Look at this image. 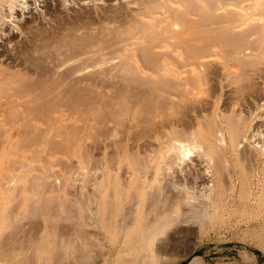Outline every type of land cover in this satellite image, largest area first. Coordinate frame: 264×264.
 Returning <instances> with one entry per match:
<instances>
[{
	"label": "bare ground",
	"instance_id": "1",
	"mask_svg": "<svg viewBox=\"0 0 264 264\" xmlns=\"http://www.w3.org/2000/svg\"><path fill=\"white\" fill-rule=\"evenodd\" d=\"M43 141L49 147L33 156L20 152V142ZM7 153L0 230L14 229L0 238V264L35 247L53 260L101 253L102 264L143 255L141 264H177L181 247L194 253L251 214L261 226L242 235L264 250V0H0ZM75 169L85 187L68 211L76 219H60L61 230L55 221L68 236L42 249L34 225L17 229L28 210L9 205L33 198L37 213L57 210L62 197L46 193L61 192ZM23 180L42 186L41 195ZM187 264L210 263L194 255Z\"/></svg>",
	"mask_w": 264,
	"mask_h": 264
},
{
	"label": "rangeland",
	"instance_id": "2",
	"mask_svg": "<svg viewBox=\"0 0 264 264\" xmlns=\"http://www.w3.org/2000/svg\"><path fill=\"white\" fill-rule=\"evenodd\" d=\"M71 5H72V3H71ZM227 107H223V109L228 110L229 107H228V109H227ZM7 128H9V126H7ZM22 143L20 142L19 147L21 149L20 152L24 155H32L33 156L34 152L31 153L33 150L40 149V148L42 149V146L49 147L46 142L44 143V141L37 144L36 146L34 144V146L31 145L30 147H27L28 145L25 146V144L24 143L22 144ZM40 144H42V145H40ZM12 145L13 144L9 143V144H6L5 147L8 148ZM21 145H23L25 148L27 147L28 149H24V147ZM248 145L250 147H254L255 142L252 139H248ZM0 155L6 156L7 158H10V156H9L10 153L4 154V155L0 154ZM12 156H13V154H11V157ZM35 156H36V154H35ZM259 160H258V162H260V163H258V168H259V172H260L259 178H261V174H262L261 168H263V164H262L263 160H262V158H259ZM29 161L31 162V164H37V162H38V161H35L34 159L29 160ZM39 164H40V162H39ZM60 168H61L60 166H57L55 169L59 170ZM11 170L12 169L9 165L8 166L7 165L6 166L5 165L0 166V173H5L6 175H8L11 172ZM171 173H172L171 171H168V177H171ZM67 176H68L66 178L67 179L66 183H68L67 187H65L59 193H55L52 191V192H47L46 194H48V196L53 195V196L62 197V201H58L59 202L58 203V209L60 210V212L62 211V212L68 213V211H69V213H70V210L76 211V208L78 207V201H76L74 199V196L75 195H77V196L82 195V193L84 191L83 189L85 188L84 184H83V170L82 169H75V170H73V173H71V175L68 174ZM21 185L27 193L36 195V197L41 195L40 191H42V186L41 187L37 186V185L31 186L30 184L27 183V181L25 182V180L21 181ZM31 199H33V198H30V199L19 198L18 201L17 200L12 201L11 205H9V209L20 210V211H22L24 209L28 210V212L23 216V219L24 218L25 219L24 220L21 219L17 223V225L20 223L19 226H17V229L19 231L21 230L20 231L21 233L24 231V230L22 231V229H26V228H27L26 231H31L33 229V225H34V229L32 230L34 232H32L33 235L31 236V238L33 236H35V234L39 237L43 236L42 237L43 240L41 239L43 241L41 244L42 245L41 247L43 249L44 247L47 246L46 249H48V247L51 246V243L53 242V236H55L56 234H57V236L60 235L59 232H61L60 230L62 229V227H61V224L59 223V220L66 217L67 219H69V220L72 219L74 221L76 219L74 212H73V214H71L73 216V218H72V216L69 215V213H68V215H69L68 217L65 215L62 216V214L59 212L58 209L55 210L56 207L54 209H52L53 211L49 210V211L45 212L41 209L40 212L37 213L35 211V207L33 206L34 203L31 202L32 201ZM81 202L84 204L87 203L86 199H82ZM234 202H236L237 206L239 205L238 200H235ZM41 203H39V204H41ZM60 203H62L63 205H60ZM248 205L250 207H252V206L255 207L254 205H252V202L248 203ZM37 209H40V208L37 207ZM54 212L60 213L61 216L59 214H58L59 215L58 216L57 213H54ZM45 213H50V215H47V214L45 215ZM53 213H54V215H53ZM55 221L57 222V225L58 224L60 225V226L58 225L60 227V230L58 229V226H56V223H54ZM21 224H22V226H20ZM25 225H26V228H24ZM28 225H30L32 227H30ZM260 226H261V223H260L259 219H256V218L252 219V214L250 215L249 221L244 219V218H241V217L234 219L231 222V224H228L227 228H225L227 230L224 229L219 234L212 232L208 237L203 239L201 241V243L199 244L200 245L199 248H197L194 253L188 254L189 251L186 250L188 247L187 246H183V248L181 247L180 250L181 251L183 250V251L182 252L180 251V254L182 256L184 255L185 258L177 264H187L194 255H201L206 260V262H208L210 264H264V250L261 249L260 246H258L259 243H257L256 241H253V240L251 241L250 239H247V238H246L247 241H245L246 239L242 235L246 231L258 230L260 228ZM28 227H30V230ZM11 229L13 230L14 227H10L9 225H2V229L0 230V238L2 236H7L9 234L8 232ZM54 229L56 230L57 233L55 232ZM65 230H67V229H64V231H62V233H65L66 232ZM97 230H98V228H97ZM99 230H100V233H102L101 229H99ZM26 231H25V233H27ZM68 233H69V230H68ZM239 233H241V236ZM61 235L64 237L68 236L67 234H66L67 236L63 235V234H61ZM64 237H62V238H64ZM157 237L162 238L163 234H160ZM242 237H244V240ZM34 238L38 239V237H36V236ZM249 240H250V242H249ZM105 242L107 243L108 247L111 249L112 245H111V243L107 237H105ZM184 247H186V248H184ZM38 249H39V247H35L33 249V254H30L27 256H24V255L13 256L12 260L14 258L15 259L17 258V260L14 259L12 264H18V262H19V264H34V259L40 260V258L47 260L48 264H96V263L102 264V260H103L101 253H99L98 255L93 254L92 259H87L85 262H82V260H79L78 256L71 257L68 254H67L68 255L67 256L65 252L63 254L56 253L57 256H54L55 260H53V258H51V256H50V253L45 252L43 250V253L40 252L41 254H39V251H42V250H40V249L38 250ZM112 251H113L112 252L113 257L116 256V251H114L113 249H112ZM183 252H184V254H183ZM244 253L247 254L246 257H245ZM186 254H188V255L186 256ZM46 257H47V259H45ZM143 259H144V255L140 258V260L137 264H141V261ZM245 259H247V260H245ZM24 261H26V262L24 263Z\"/></svg>",
	"mask_w": 264,
	"mask_h": 264
}]
</instances>
